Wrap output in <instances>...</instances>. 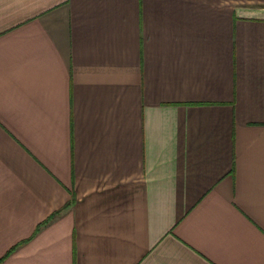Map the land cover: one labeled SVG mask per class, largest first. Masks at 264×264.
<instances>
[{"label":"crops","instance_id":"1","mask_svg":"<svg viewBox=\"0 0 264 264\" xmlns=\"http://www.w3.org/2000/svg\"><path fill=\"white\" fill-rule=\"evenodd\" d=\"M0 264H264V0H0Z\"/></svg>","mask_w":264,"mask_h":264}]
</instances>
